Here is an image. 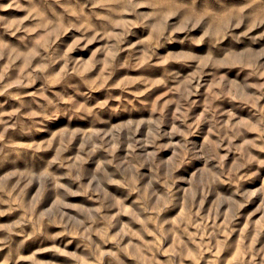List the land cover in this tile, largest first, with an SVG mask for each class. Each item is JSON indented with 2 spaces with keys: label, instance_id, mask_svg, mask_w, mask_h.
<instances>
[{
  "label": "rangeland",
  "instance_id": "obj_1",
  "mask_svg": "<svg viewBox=\"0 0 264 264\" xmlns=\"http://www.w3.org/2000/svg\"><path fill=\"white\" fill-rule=\"evenodd\" d=\"M0 264H264V0H0Z\"/></svg>",
  "mask_w": 264,
  "mask_h": 264
}]
</instances>
